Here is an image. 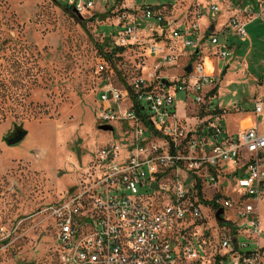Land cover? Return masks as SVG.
I'll list each match as a JSON object with an SVG mask.
<instances>
[{"label": "built area", "instance_id": "2783aa9c", "mask_svg": "<svg viewBox=\"0 0 264 264\" xmlns=\"http://www.w3.org/2000/svg\"><path fill=\"white\" fill-rule=\"evenodd\" d=\"M62 1L82 17L113 15V47H142L144 61L120 84L108 82L98 91L97 122L112 126L119 143L97 147L87 182L41 211L54 228L55 264H264V131L250 127L231 138L214 123L220 103L213 107V92L220 80L198 59L202 40L193 38L199 25L170 27L165 5ZM225 1L208 0V14L220 13ZM256 2L260 14L251 6L238 14L261 17L264 0ZM149 26L160 41L139 38ZM229 27L247 39L246 23L237 15ZM210 41L220 59L230 56L217 36ZM177 45L180 53L173 50ZM182 56L188 61L181 79L156 77ZM189 64L191 73L185 71ZM97 71L115 78V59L103 57ZM176 92L191 99V114L200 120L194 128L178 116ZM254 112H264L262 99L255 100ZM230 162L235 168L226 172Z\"/></svg>", "mask_w": 264, "mask_h": 264}, {"label": "rangeland", "instance_id": "374dc122", "mask_svg": "<svg viewBox=\"0 0 264 264\" xmlns=\"http://www.w3.org/2000/svg\"><path fill=\"white\" fill-rule=\"evenodd\" d=\"M136 4L167 6L164 15L170 27L199 25L193 38L203 39L198 59L204 57L207 73L220 80L213 101V107L220 103L214 123L231 138L250 127L264 131V112L258 117L254 112L255 100L264 101V14L254 18L237 12L251 6L260 14L256 0H228L220 13L210 15L204 0H136ZM95 15L100 13L95 12L94 20L88 15L79 18L53 0H0V264H55L54 228L42 209L87 182L97 147L119 143L112 129L104 130L97 122L98 91L108 82L120 84L123 75L130 77L144 61V50L129 46L120 58L117 55L115 78L99 74V62L114 48L117 20L113 15L105 20ZM234 15L246 23L245 40L230 31L228 19ZM213 24L215 31L210 33ZM152 29L147 27L139 38L160 41ZM211 34L231 52L225 61L214 55ZM102 44L104 53L96 46ZM180 49L177 45L173 50L180 53ZM147 60L148 78L152 59ZM178 60L173 67L161 68L156 77L181 79L188 58ZM175 99L178 116L194 128L200 120L191 114V99L181 92ZM17 129L28 134L18 145L9 146L7 140ZM234 168L230 162L226 172ZM259 212L264 231V201ZM262 240L264 244V235Z\"/></svg>", "mask_w": 264, "mask_h": 264}, {"label": "water", "instance_id": "95a60500", "mask_svg": "<svg viewBox=\"0 0 264 264\" xmlns=\"http://www.w3.org/2000/svg\"><path fill=\"white\" fill-rule=\"evenodd\" d=\"M53 1L57 2V0H53ZM72 12H73L76 16H78L79 18H81V15H79V13H78L75 9H73ZM213 31H214V27H211V29L209 30V32L212 33ZM185 71H186L187 73H191V71H192V66H191V64H189V65L185 68ZM101 128L104 129V130H109V129H111L109 126H102ZM27 134H28V133H27L26 130H23V129H17V130L15 131V133H14V137L11 138V139H8V140H7V144H8L9 146H15V145H18L19 143H21V142L26 138ZM223 212H224L223 209H220V210L217 212V219L220 220V221L222 220V219H221V215L223 214Z\"/></svg>", "mask_w": 264, "mask_h": 264}, {"label": "trees", "instance_id": "16d2710c", "mask_svg": "<svg viewBox=\"0 0 264 264\" xmlns=\"http://www.w3.org/2000/svg\"><path fill=\"white\" fill-rule=\"evenodd\" d=\"M57 4H59L60 6H62L63 8H64V10H66V11H69V12H71L72 11V9L70 8V7H67L66 5H64V4H62L60 1H58L57 0ZM95 17H97V18H99V19H101V20H105L106 18H107V15L106 14H100V15H95ZM95 18H92L91 20H94ZM81 25H82V27L84 28V29H86V25H85V23L83 22V23H81ZM97 47H98V49H99V51L101 52V53H104V45L102 44V45H96ZM125 50H126V48H123V47H120V48H113L112 49V51H110V52H107V53H105V57L106 58H108V59H113V58H115L118 54H122V53H124L125 52ZM118 58H120L119 56H118ZM226 74V71H223V76ZM218 88H219V86H217V88L214 90V92H213V94H216L217 92H218ZM138 110H139V108H138ZM110 130V129H109ZM109 130H107V131H109ZM55 262H56V257H55Z\"/></svg>", "mask_w": 264, "mask_h": 264}, {"label": "crops", "instance_id": "0c3cea01", "mask_svg": "<svg viewBox=\"0 0 264 264\" xmlns=\"http://www.w3.org/2000/svg\"><path fill=\"white\" fill-rule=\"evenodd\" d=\"M204 1H208V0H204ZM235 11H237V9H236ZM209 15H210V14H209ZM228 15H229V12L226 11L225 16H228ZM230 18H231V17H229L228 22H229ZM202 20H206V19L204 18V19H202ZM212 27H214V31H215V27H216V25L213 24ZM214 31H213V32H214ZM230 31H232V30L230 29ZM213 32H212V33H213ZM233 33H234V32H232V34H233ZM233 35H234V34H233ZM211 36H217V35H216V34H211L209 38H211ZM197 37H198V36H197ZM199 38H200V37H199ZM203 38H204V37H203ZM200 39H201V38H200ZM219 39H220V38H219ZM239 39H240V38H239ZM240 40H241V39H240ZM202 41H203V39H202ZM220 42H221V43H224L221 39H220ZM224 44H225V43H224ZM225 45H226V44H225ZM213 47H214V50H216V52H215L214 55H216V56H217V59H218V58H219L218 55H217V50H218V49H217L214 45H213ZM202 48H203V47H202ZM201 54L203 55V49L201 50ZM212 54H213V53H212ZM230 55H231V52H230ZM202 59L204 60V57H203ZM219 59H220V58H219ZM221 60H222V59H221ZM222 61H225V60H222ZM206 71H207V67H206ZM219 90H220V89L218 88V92H219ZM218 92H217V93H218Z\"/></svg>", "mask_w": 264, "mask_h": 264}]
</instances>
